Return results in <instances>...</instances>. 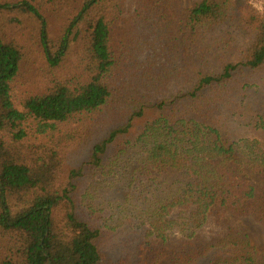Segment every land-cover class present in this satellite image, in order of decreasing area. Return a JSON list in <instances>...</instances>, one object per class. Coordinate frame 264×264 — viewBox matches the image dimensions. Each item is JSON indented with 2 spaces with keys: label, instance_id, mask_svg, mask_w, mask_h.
I'll list each match as a JSON object with an SVG mask.
<instances>
[{
  "label": "trees",
  "instance_id": "16d2710c",
  "mask_svg": "<svg viewBox=\"0 0 264 264\" xmlns=\"http://www.w3.org/2000/svg\"><path fill=\"white\" fill-rule=\"evenodd\" d=\"M32 1L0 3V12L19 10L39 22L48 68L63 63L79 27L74 39L83 46L81 62H90L82 63L87 79L57 83L51 92L28 98L21 112L10 93L22 54L0 41V264H126L101 251V229L78 216L76 194L85 168H72L62 183L56 172L82 142L58 133L57 124L77 123L110 105H122L127 121L96 142L83 165L97 172L108 167L113 176L119 169L129 189L135 174L145 176L148 167L179 176L170 187L148 186L140 197L134 194L137 186L118 203L115 222L136 220L127 239L135 261L264 264V253L226 219L230 214L264 225V184L248 182L240 171L264 178V13L247 0L194 4L182 23L192 45L224 26L238 30L248 44L221 72L202 74L188 91L154 102L192 68L189 55L180 51L170 0H133L128 18L121 15L125 0H85L56 44ZM120 21L124 25L115 30ZM150 110L154 116L138 136L119 145ZM29 123L48 130L50 141L56 140L54 151L24 145ZM113 146L120 148L109 157ZM60 150L63 161L57 160ZM175 233L181 235L178 245L166 250Z\"/></svg>",
  "mask_w": 264,
  "mask_h": 264
},
{
  "label": "rangeland",
  "instance_id": "374dc122",
  "mask_svg": "<svg viewBox=\"0 0 264 264\" xmlns=\"http://www.w3.org/2000/svg\"><path fill=\"white\" fill-rule=\"evenodd\" d=\"M21 0H0V3H15ZM85 0H33L32 2L39 6L42 15L47 22V33L49 40L56 44L64 34V31L71 19L75 16ZM203 0H170L175 14L178 18L176 29L179 30L182 46L180 51L189 55L191 69L185 77L175 82H171L168 90L152 98V101L167 99L177 92L188 91L202 74H214L222 71L227 62H237L241 49L248 44V38L238 30L230 26H224L213 33L210 39L203 41V44L192 45L188 40V33L183 28V19L185 12L192 8L196 3ZM257 10L264 13V0H247ZM133 0H125L122 10V17L128 18L133 13ZM124 25L121 21L117 27ZM39 22L29 14L19 10L0 12V41L16 47L22 54V60L19 65L17 76L11 84L12 102L19 111H24V102L33 96L44 95L51 92L57 83H64L71 78L87 79V73L83 66L90 61L81 62L84 55L82 44L78 39H74L79 29H74L70 36L71 44L67 56L63 63L54 69H49L39 43ZM184 59V56H181ZM160 61V60H159ZM161 62V61H160ZM83 63V64H82ZM86 75V76H85ZM85 76V78H84ZM264 77V76H263ZM254 90V89H252ZM154 116L153 111H147L145 116L133 122V128L129 134L119 140V145L124 144L125 140L135 139L142 131L147 120ZM128 115L122 105H110L100 113L90 118H85L74 124H57V131L61 134H71L75 138H81L82 142L69 152L67 158L65 150H60L57 160L63 161L56 167L57 176L60 183L65 181V175L72 168H85V174L79 183V189L76 194L78 204V216L87 220L90 224L101 229L99 245L101 251H104L108 257L118 258L126 261V264H145L138 263L134 259L133 246L128 243L129 236L133 235L136 220L128 221L127 224L115 222V214L121 211L118 203H121L122 197L134 193L140 197V192L147 189L148 186L163 183L165 186H172L174 180L179 178L174 173H159L156 169L148 167L144 170L145 176L139 173L135 174V182L132 189L125 185L122 174L117 169L114 176L109 174V168L105 167L100 172L93 170L88 165H83L89 160L90 149L98 141L106 138L108 132L118 126H122L127 121ZM28 138L24 144L26 147L35 146L54 151L56 140L50 141L46 132H40L41 128L35 123L26 125ZM125 145V144H124ZM65 146V144H63ZM120 147L113 146L108 156L116 154ZM40 153L43 149L38 150ZM67 153V152H66ZM136 158V156H134ZM131 156L127 160L130 161ZM92 168V169H89ZM102 171V172H101ZM242 177L250 183L264 184V178L255 175L246 168H241ZM54 171V173H56ZM106 173V175H105ZM150 178L152 180H150ZM58 183V185L60 184ZM88 189V191H86ZM129 197V196H128ZM17 210V209H16ZM188 210L185 215H188ZM114 217V219H112ZM228 223L243 230L249 238L250 244L259 254L264 253V225L257 224L253 219L236 218L230 214L226 215ZM206 231V230H205ZM205 234H203L204 236ZM181 235L172 234L165 246V249H171L178 245Z\"/></svg>",
  "mask_w": 264,
  "mask_h": 264
}]
</instances>
